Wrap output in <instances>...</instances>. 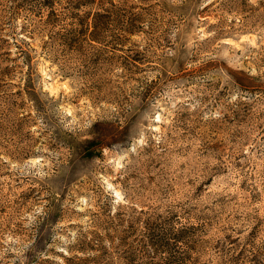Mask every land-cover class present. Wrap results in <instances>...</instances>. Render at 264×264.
I'll return each instance as SVG.
<instances>
[{"label":"rangeland","instance_id":"374dc122","mask_svg":"<svg viewBox=\"0 0 264 264\" xmlns=\"http://www.w3.org/2000/svg\"><path fill=\"white\" fill-rule=\"evenodd\" d=\"M131 258L264 264V0H0V264Z\"/></svg>","mask_w":264,"mask_h":264},{"label":"trees","instance_id":"16d2710c","mask_svg":"<svg viewBox=\"0 0 264 264\" xmlns=\"http://www.w3.org/2000/svg\"><path fill=\"white\" fill-rule=\"evenodd\" d=\"M246 2L248 1V0H245ZM136 260L135 259H133V258H131V259H128L127 261H125V262H123V263H121V264H148V263H138V262H135ZM100 261L99 260H97L95 263H99Z\"/></svg>","mask_w":264,"mask_h":264}]
</instances>
